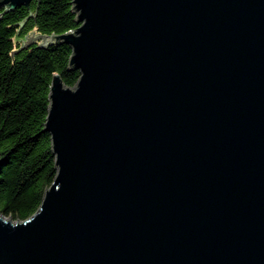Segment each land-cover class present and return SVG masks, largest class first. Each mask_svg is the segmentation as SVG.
<instances>
[{
  "label": "water",
  "instance_id": "95a60500",
  "mask_svg": "<svg viewBox=\"0 0 264 264\" xmlns=\"http://www.w3.org/2000/svg\"><path fill=\"white\" fill-rule=\"evenodd\" d=\"M74 10L25 40L70 44L81 76L53 75L58 173L33 215L0 213V264H264V0Z\"/></svg>",
  "mask_w": 264,
  "mask_h": 264
},
{
  "label": "trees",
  "instance_id": "16d2710c",
  "mask_svg": "<svg viewBox=\"0 0 264 264\" xmlns=\"http://www.w3.org/2000/svg\"><path fill=\"white\" fill-rule=\"evenodd\" d=\"M77 18L74 0H32L0 16V213L13 220L38 210L58 173L46 130L53 75L71 87L81 76L69 65L70 44L25 40L75 30Z\"/></svg>",
  "mask_w": 264,
  "mask_h": 264
}]
</instances>
